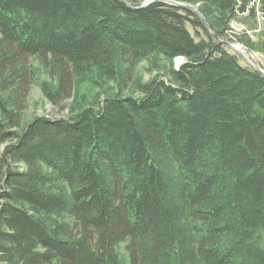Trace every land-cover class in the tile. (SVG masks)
I'll return each instance as SVG.
<instances>
[{
    "label": "trees",
    "instance_id": "1",
    "mask_svg": "<svg viewBox=\"0 0 264 264\" xmlns=\"http://www.w3.org/2000/svg\"><path fill=\"white\" fill-rule=\"evenodd\" d=\"M125 1L0 0V262L121 264L123 243L128 264H264V72L212 34L264 0H200L212 33L176 0ZM155 51L186 60L142 95L22 120L31 56L60 105L92 65Z\"/></svg>",
    "mask_w": 264,
    "mask_h": 264
},
{
    "label": "rangeland",
    "instance_id": "2",
    "mask_svg": "<svg viewBox=\"0 0 264 264\" xmlns=\"http://www.w3.org/2000/svg\"><path fill=\"white\" fill-rule=\"evenodd\" d=\"M146 1L148 0H138L140 3ZM176 1L192 5L197 10L200 8L204 14L216 22L217 11L210 6L208 7L207 4L200 0ZM255 9L260 11L259 3H256ZM255 9L254 13H256ZM202 12H200L201 16L207 22ZM216 23H218L219 27L221 26L220 22ZM188 28L195 37H198L195 29L189 24ZM221 28L225 36H228L231 40L243 46L245 51L251 53L257 64L264 69V48L262 47L264 41V14L262 12L259 14L257 11L255 16L249 15L248 13L235 14ZM208 29L210 30L209 27ZM197 30L200 32L199 29ZM230 49L242 54V56L240 54L241 63H245L244 61L246 60L248 63L255 65V62L252 61V58L247 53L245 54L242 50H236L235 48ZM128 58L129 56L121 58L118 52L116 53L114 68L117 69L115 70L117 74L112 76L104 73L100 67L92 65L89 70L75 77L72 95L60 105H54L45 97L41 86L45 83L48 87L54 88L57 83L55 67L52 68L48 65L50 59L49 61H47L48 59L42 61L39 56H31L29 61L33 77L26 94L25 104L22 110V120L27 121L35 115L66 117L84 107L97 105L98 100L107 95L118 93L142 95L143 93L138 88L140 82L148 81L158 75L166 79L167 76L171 75L172 68H177L186 60L184 56L176 55L175 57H168L159 51L134 58L132 63L128 61ZM261 235L262 240H264V232ZM117 250L121 264H128L123 243L118 244ZM0 264L8 263L2 261Z\"/></svg>",
    "mask_w": 264,
    "mask_h": 264
},
{
    "label": "water",
    "instance_id": "3",
    "mask_svg": "<svg viewBox=\"0 0 264 264\" xmlns=\"http://www.w3.org/2000/svg\"><path fill=\"white\" fill-rule=\"evenodd\" d=\"M123 1H125V0H123ZM152 1H154V0H148V1H146V2H143V3H141L140 5H139V7L140 6H144V5H146L147 3H149V2H152ZM162 1H169V0H162ZM126 2V1H125ZM173 3H175L176 5H178V6H181V7H184V8H186V9H190V10H192V11H194L199 17H200V19L203 21V24H204V26H205V28L208 30V31H210L209 29H208V24H207V22L203 19V17L201 16V13L194 7V6H192V5H188V4H184V3H180V2H175V1H172ZM128 4V3H127ZM129 6H132V5H130V4H128ZM133 7V6H132ZM210 33H212L211 31H210ZM214 36H216L217 38H219L221 41H223L225 44H227V45H229V41L227 40V39H225V38H222V37H220L219 35H217V34H214V33H212ZM256 68H258V64L257 63H255V65H254ZM264 72V71H263Z\"/></svg>",
    "mask_w": 264,
    "mask_h": 264
},
{
    "label": "built area",
    "instance_id": "4",
    "mask_svg": "<svg viewBox=\"0 0 264 264\" xmlns=\"http://www.w3.org/2000/svg\"><path fill=\"white\" fill-rule=\"evenodd\" d=\"M256 3H258V1H255L254 3H253V7H254V9H255V5H256ZM250 4H252V3H250ZM260 6V5H259ZM253 9V10H254ZM255 11H256V13H257V11L259 12V14H260V12H261V10L259 11L258 9H255ZM248 11H246L245 13H247ZM256 13H254L255 15H256ZM232 43H234V44H238V43H236L235 41H232ZM238 45H240V44H238ZM241 48H242V46H240Z\"/></svg>",
    "mask_w": 264,
    "mask_h": 264
},
{
    "label": "bare ground",
    "instance_id": "5",
    "mask_svg": "<svg viewBox=\"0 0 264 264\" xmlns=\"http://www.w3.org/2000/svg\"><path fill=\"white\" fill-rule=\"evenodd\" d=\"M233 41V40H232ZM223 43V42H222ZM233 47H235L236 49H238V50H242V48L241 47H239V46H241V45H238V44H234V45H232Z\"/></svg>",
    "mask_w": 264,
    "mask_h": 264
}]
</instances>
